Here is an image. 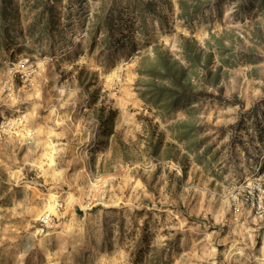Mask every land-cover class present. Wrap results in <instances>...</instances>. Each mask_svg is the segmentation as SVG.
Wrapping results in <instances>:
<instances>
[{"label":"rangeland","instance_id":"obj_1","mask_svg":"<svg viewBox=\"0 0 264 264\" xmlns=\"http://www.w3.org/2000/svg\"><path fill=\"white\" fill-rule=\"evenodd\" d=\"M3 108L58 144L0 166V264H264V0H0Z\"/></svg>","mask_w":264,"mask_h":264},{"label":"crops","instance_id":"obj_2","mask_svg":"<svg viewBox=\"0 0 264 264\" xmlns=\"http://www.w3.org/2000/svg\"><path fill=\"white\" fill-rule=\"evenodd\" d=\"M3 113L8 114L10 113V110L8 108H3V110L0 111V114ZM40 126L41 127L39 129H35L33 144L30 146L19 145L17 141L12 138L3 142L0 145V166L6 167L11 173L16 171L13 170L15 168H19L21 173H24L26 170L23 169H26V166H30L32 162L39 164L46 162L49 155V149L57 143L53 140L58 137V133L49 129L47 126H43L41 124ZM104 161L105 157H102L103 171ZM20 165L22 166V169ZM28 170H30V168H28ZM103 173L105 172H102V174Z\"/></svg>","mask_w":264,"mask_h":264},{"label":"trees","instance_id":"obj_3","mask_svg":"<svg viewBox=\"0 0 264 264\" xmlns=\"http://www.w3.org/2000/svg\"><path fill=\"white\" fill-rule=\"evenodd\" d=\"M215 7H217L219 4H220V1L218 2H215ZM106 26H107V29H108V34L111 35L112 32H113V28L111 27V23H109L108 21L105 22ZM185 39V38H184ZM188 41H191L192 43L195 44V40L194 39H188ZM118 44V43H117ZM125 46H129V52L133 51V44L129 43L128 45L122 43L121 45L119 44L118 45V49H122L124 48ZM154 51H156V49L154 48ZM211 56L212 55H209V58H208V62H206L205 64H202V67H204V69H207L208 65L210 64L211 62ZM177 63V61H175ZM138 74L139 75H143L144 73L142 71H139L138 70ZM148 78H161V79H168V82L170 84H172L174 87L178 86L179 88V92L175 91V93L171 92L170 95L175 94L177 96H187L188 95V89L186 88V86H182L181 83H182V75L180 76H177V74L175 72H172L170 71V69L168 67H166L164 73L160 74V73H157L155 71H146V73ZM170 88V87H169ZM177 88V87H176ZM171 89V88H170ZM146 91L150 94V96L148 98L145 97V94H139L138 97L145 103L151 105V106H156V102L158 101V99L155 100V102L151 101L155 95V90H154V87L152 85H149L148 87H146ZM163 91H167L169 92V89H163ZM158 95H160L158 93ZM103 112V111H102ZM101 112L100 114V119H99V122L102 123V125L104 126V133L105 135H110L112 134V121H113V118L115 116L114 112L112 111H108L106 114H103Z\"/></svg>","mask_w":264,"mask_h":264},{"label":"built area","instance_id":"obj_4","mask_svg":"<svg viewBox=\"0 0 264 264\" xmlns=\"http://www.w3.org/2000/svg\"><path fill=\"white\" fill-rule=\"evenodd\" d=\"M11 138L22 146L33 144L34 132L26 126L23 114L16 116L0 115V145ZM58 207H60V204H58ZM51 227L52 217L47 213L39 219V231L43 232Z\"/></svg>","mask_w":264,"mask_h":264},{"label":"water","instance_id":"obj_5","mask_svg":"<svg viewBox=\"0 0 264 264\" xmlns=\"http://www.w3.org/2000/svg\"><path fill=\"white\" fill-rule=\"evenodd\" d=\"M74 211H75V213L78 214V215H81V214H82V211H81L80 209H78V207H75V208H74Z\"/></svg>","mask_w":264,"mask_h":264}]
</instances>
